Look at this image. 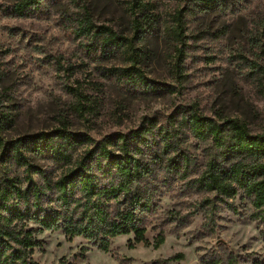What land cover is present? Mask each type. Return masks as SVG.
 Returning a JSON list of instances; mask_svg holds the SVG:
<instances>
[{"label": "rangeland", "instance_id": "374dc122", "mask_svg": "<svg viewBox=\"0 0 264 264\" xmlns=\"http://www.w3.org/2000/svg\"><path fill=\"white\" fill-rule=\"evenodd\" d=\"M22 1L0 0L2 137L12 140L65 125L84 139L78 157L103 141L118 150L117 134L154 120L156 139L172 133L178 150L191 159L187 177L158 172L160 196L146 218L151 243L160 232L165 235L158 248L130 247V234L115 238L105 252L83 237L68 240L58 230L41 235L44 244L35 258L41 264H152L181 253L172 264H206L219 252L233 253L237 264H264L252 203L240 190L225 207L219 195L194 187L191 180L205 167L206 145L179 126L182 112L195 107L206 116L240 119L253 132L264 131V0H225V6L210 11H201L193 0H142L146 10L136 8V14L135 0H37L19 12ZM87 15L124 35L122 48L89 52V40L74 34L78 19ZM136 17L143 25L136 26ZM179 19L181 39L174 37ZM181 47L183 61L177 53ZM134 62L149 80L169 88L125 86L115 70ZM33 161L52 177L61 174L50 159ZM4 175L28 176L24 168L0 163ZM208 198L215 202V225L209 226L202 207Z\"/></svg>", "mask_w": 264, "mask_h": 264}, {"label": "trees", "instance_id": "16d2710c", "mask_svg": "<svg viewBox=\"0 0 264 264\" xmlns=\"http://www.w3.org/2000/svg\"><path fill=\"white\" fill-rule=\"evenodd\" d=\"M193 1L201 11L226 5L225 0ZM36 2L23 0L17 8L23 12ZM146 6L142 0H135L132 8L145 12ZM135 21L136 26L143 25L139 17ZM74 34L89 40L85 47L91 53L114 52L127 40L113 28L97 25L90 15L78 19ZM182 36L183 21L179 19L174 37ZM177 53L183 61L184 48H178ZM115 74L133 90L156 92L169 88L149 80L136 62L116 69ZM151 122L128 134H117L114 143L118 150L109 146L112 141H103L78 157L84 139L65 125L12 140L0 134V163L24 168L28 174L23 180L0 177V264H41L35 252L43 246L41 235L46 231L62 230L68 240L83 237L105 252L122 235L133 234L130 247L143 243L158 248L163 244V232L152 243L146 236V218L155 212L160 196L158 172L187 177L191 174V159L178 150L172 133L156 139L155 121ZM179 126L206 145L205 167L191 180L194 187L219 195L225 207H230V199L242 190L253 205L251 218L261 225L264 240V131L253 132L240 119L206 116L195 107L182 112ZM33 159H50L61 174L52 177ZM33 174L43 180H35ZM214 206L211 198L202 203L207 226L215 225ZM182 257L178 253L152 264H172ZM205 263L237 264V257L217 252Z\"/></svg>", "mask_w": 264, "mask_h": 264}]
</instances>
